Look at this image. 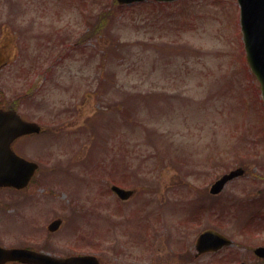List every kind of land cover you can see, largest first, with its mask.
<instances>
[{"label":"rangeland","instance_id":"1","mask_svg":"<svg viewBox=\"0 0 264 264\" xmlns=\"http://www.w3.org/2000/svg\"><path fill=\"white\" fill-rule=\"evenodd\" d=\"M123 7L115 0H0V108L14 104L44 129L13 144L40 171L25 193L0 194L1 204L15 206L0 217V241L42 246L48 237L58 255L91 250L74 230L66 237L77 205L91 207L98 228H110L102 238L93 235L106 247L118 245L114 230L147 239L144 218H152L161 236L154 243L151 236V250L141 242L128 264H145L148 256L154 264H181L183 227L184 264L258 263L248 247L264 245V104L246 62L236 0ZM87 29L93 36L84 43ZM150 93L156 98L135 99ZM119 103L122 112L114 108ZM69 166L77 177L67 184L58 172ZM103 166L110 174L124 170L123 187L140 189L118 213L109 209L108 224L104 212L116 200L105 174L95 173ZM239 166L244 175L226 185L216 211L207 201L203 210L210 212L191 218L196 194L186 186L208 189ZM83 179L92 181L84 190ZM175 181H184V220L183 196L166 192ZM143 202L149 210L140 213ZM252 215L249 243L240 232ZM55 217L64 222L49 235ZM205 229L233 244L194 258L195 238ZM111 253L103 260L121 264Z\"/></svg>","mask_w":264,"mask_h":264},{"label":"water","instance_id":"2","mask_svg":"<svg viewBox=\"0 0 264 264\" xmlns=\"http://www.w3.org/2000/svg\"><path fill=\"white\" fill-rule=\"evenodd\" d=\"M146 0H117L119 4H131ZM169 2L174 0H155ZM240 7V25L243 37L246 60L253 75L260 84L264 101V0H237ZM40 131V127L31 122L23 121L15 111L0 109V186L22 188L27 185L37 166L17 156L11 149L12 142L19 136L33 134ZM242 169H236L223 175L211 187V193H218L224 184L242 174ZM113 190L121 197L127 198L131 192L118 188ZM59 221L51 224L53 230ZM230 244L224 236L213 230L204 231L196 240V250L199 254L214 251L223 245ZM254 254L264 258V247L254 249ZM28 258L34 264H98L96 258L77 256L69 258H53L28 250L0 249V264L9 261ZM244 264V263H242Z\"/></svg>","mask_w":264,"mask_h":264},{"label":"flooded vegetation","instance_id":"3","mask_svg":"<svg viewBox=\"0 0 264 264\" xmlns=\"http://www.w3.org/2000/svg\"><path fill=\"white\" fill-rule=\"evenodd\" d=\"M89 166H91V165H89ZM104 168H105V166H103V168H100V167L96 168L95 173L99 172L100 175H101V173L105 174V178H106L105 179L106 180L105 184H107L106 191H108V187H109V190H110L111 187L114 186V185L115 186L116 185L119 186V185H123L124 184V180H123L124 170L123 171H119V172L113 171L110 174V172L106 173ZM39 171H40V165H38V167H37V169H36V171H35V173L33 174L32 177L36 176L37 173H39ZM54 174H55V172H54ZM61 174H64L67 179H70V180H66L65 181L67 184L69 182L72 183V181H74V180H72V178H76L77 177L76 174L73 173V170L71 169V166H69V167H67L65 169H61V171L58 172V175H61ZM110 175L112 177H114V175H116V178H119V181H117L118 179L113 180L110 177ZM91 178H93V177H91ZM33 181H34V179H32L30 184L28 183V185L25 186L24 188L1 187L0 188V194L4 192V193H7L8 196H12L14 198V196H15L14 194L25 193L26 191H28L30 186L33 185ZM91 183H92V181L90 179H88V180L83 179L81 181L82 190H84V188H87ZM157 183H160V182H157ZM36 185H37V183H36ZM43 185H48V184L47 183L45 184V182H43ZM210 186L208 187V189L207 188H202V189L198 188V189H196L197 187H194L192 184H188L186 187H188L190 189L189 191H192V192H194L196 194L192 198V200H195L197 202L211 201L213 203V209L216 211L217 208H215L214 205H216L215 203H219L220 202V200H221L220 199L221 198L220 194L221 193L219 195H216V196L211 195L210 194ZM71 188H73V187H71ZM169 188L170 189L166 191L167 193L168 192H170V193L180 192L181 196H183V201L181 202V205H182L181 206V208H182L181 212L183 214V218L182 219L184 220V193H185L184 192V181H180V182H176L175 181L174 184L169 185ZM132 191H133V195L128 200H125V201L119 199L117 196H115L112 193L113 196L115 197L116 201L114 203L113 209L108 206L107 209H106V212H104L105 218L107 220V224L110 221V219L108 218V216L110 214V213L108 214L109 209H111L112 213H115V212L118 213L120 211V209H122L124 207L125 202L129 201L131 198H134L135 195L140 191V189L133 188ZM110 192H112V190H110ZM156 193H158V192H156ZM161 193H165V191L161 192ZM199 193H202V195H199ZM8 200L11 201L12 199H8ZM168 200H172V199L167 197L165 199V201H168ZM151 202H153V201L151 200ZM11 203H12V201H11ZM73 204L74 203L71 202V205H73ZM159 205L162 206L161 202L159 203ZM13 207H15V206L13 204H10L8 201L6 203H3V204L0 203V217L2 215H4L6 212H8L10 209H12ZM80 207L81 206H77V205L74 206L73 205L74 212H72V213H73L74 217H72L70 223H68V226L66 227V231H65L66 232V237L68 236L70 238L73 235L72 231L74 230L76 232V236L80 240L83 239L85 241V245L86 246H89L88 245V242H89V244L91 245V250L92 251L89 249L88 251L84 252V251H81V250L77 249L76 247H74L73 250L70 251L69 253H64V254H59L58 255V254H55V252L51 251V250H53V248L48 247V246H51V244H49V238L48 237L42 241V243H41L42 246L40 244L37 245V246H33V245H28V241L24 242L26 244H23L22 239H21V238H23V236L20 238V240L18 242H16V243L22 242V244H8V245H6L4 243V241L2 240V241H0V248L3 247L5 249H7V250H12V249L21 250V251L22 250H28V251L36 252L38 254H47L49 256H54V257H59V258H67V257H75V256H88V257L96 258L98 264H108V263H106L103 260V257L108 256V254H110V251H111L112 252L111 253L112 256L114 255V257L119 258V260L122 261L121 264H128V263H125L126 259L127 258L129 259L130 257H132L131 255H133V254L135 256V252L137 250H140L143 245L144 246H148L149 250H151L150 239H151L152 235H153L152 243L156 242L158 237L161 236V235H159L160 232H158L157 228L152 224L153 223L152 218L151 217L150 218H144V223L146 224V222H147V229L145 228V233H147V235H148L147 239H144L145 237L142 238L141 240H137V239L131 238V237L130 238H128V237L124 238V236H125L124 231H122V234H121L120 232L114 230L115 231L114 234L119 240L118 245L114 244V246L106 247V246L103 245V242H102L101 239L95 240V238H93V235H94V233H96V235H97L96 238H98V237L102 238L103 236L107 235V233L109 232L110 228H108L107 226L105 227V225L102 228V230L100 228H98L97 227V225H98V221L97 220L98 219L92 217L93 213H92L91 207L90 208L89 207L80 208ZM166 207H169V206H166ZM175 209L177 210V208H175ZM142 210L143 211L149 210V207H148V205L145 202L142 203V206H139V205L137 206V211L138 212L141 213ZM106 213H107V215H106ZM7 217H9V216H7ZM56 220L59 221L58 225H57V227L55 229L52 230L50 228V226ZM93 220H94V222H93ZM63 222H64V220L61 217L53 218L47 224V227H46L48 234L51 235V234H54V233L58 232L60 230V228L62 227ZM145 224H144V227H145ZM75 225H76V228H74ZM89 228H91V235L92 236H90V232L88 233V229ZM92 228H93V230H92ZM98 231L102 232V233H98ZM152 231H153V233H152ZM80 233H83V234H80ZM128 234L131 235L130 233H128ZM181 236H182V238H181L180 250L176 251V252L181 257V264H184V227L182 228V235ZM141 242H144L145 244L142 245ZM56 245H57V243H55V242L52 243L53 247H55ZM138 245L139 246L142 245V246L140 248H138L137 247ZM96 250H98L99 252H97ZM171 251H172V249H171ZM21 257H22L21 260L9 261V262H6L5 264H34L33 262L28 261V258H23V256H21ZM145 264H154V262L151 261V257L148 256V259H147Z\"/></svg>","mask_w":264,"mask_h":264}]
</instances>
